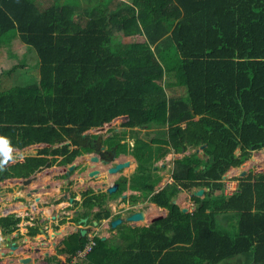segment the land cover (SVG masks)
I'll use <instances>...</instances> for the list:
<instances>
[{
	"label": "trees",
	"instance_id": "16d2710c",
	"mask_svg": "<svg viewBox=\"0 0 264 264\" xmlns=\"http://www.w3.org/2000/svg\"><path fill=\"white\" fill-rule=\"evenodd\" d=\"M115 31L138 37L113 41ZM16 35L35 50L39 75L0 92V135L16 148L49 146L5 165L0 180L71 163L95 147L87 129L126 115L124 128L100 141L115 155L131 154L134 170L114 191L89 188L74 198L69 219L99 223L110 215L108 199L127 188L139 193L123 201L167 209L145 225L120 222L108 237L94 232L75 264H218L235 255L264 264V171H249L231 193L211 199L230 166L264 147V0H0V44ZM200 145L204 158L197 151L175 158L171 182L155 189L158 160ZM199 187L204 195L192 196V210L173 201ZM18 219L11 213L0 228L9 233ZM87 241L80 230L67 234L57 248L65 260L55 254L47 264H70Z\"/></svg>",
	"mask_w": 264,
	"mask_h": 264
},
{
	"label": "crops",
	"instance_id": "0c3cea01",
	"mask_svg": "<svg viewBox=\"0 0 264 264\" xmlns=\"http://www.w3.org/2000/svg\"><path fill=\"white\" fill-rule=\"evenodd\" d=\"M80 6H83V5L80 4ZM17 38L20 39L19 38V35H16L15 37H13L11 39L10 44H9V42H8V44H6V43L0 44V52L2 51V52H6V53H13L14 50L11 52L10 46L12 44H14L15 41H16V43H18L17 40H16ZM22 43H24L26 46H29L28 44H26L23 41H22ZM16 46H19V45L17 44ZM12 47L14 49V45H12ZM14 52L17 53L18 51H14ZM168 90L166 89L167 94L171 93V91L169 90V92H168ZM174 92L177 93V91H175V90H174ZM119 117H120V119H121L122 122H123V120H125V118H124L123 115H120ZM119 117L118 116L117 117H114L112 120L114 121V120H116ZM111 123L112 122H110L109 124H111ZM114 124L115 123H113L112 125H108L107 124V127L106 128L109 129L111 127H114ZM118 125H119L118 127H114V130H117L118 131V130H121V129L124 128L123 126L121 127L120 124H118ZM92 128L95 129L96 127H92ZM110 134L111 133L108 132L107 134L103 135L102 136V139L106 138ZM126 139L127 140H130V137L127 135V138ZM129 142L131 143V141H129ZM44 147H46L45 146V143H32V144L26 145L24 147L15 148V149L20 150L21 153H23V157H24L26 155H35L37 152H39ZM105 147H106V145H105ZM80 155L82 156L81 157L82 159H84L83 158V155H85L84 157L85 158H88V159L87 160L86 159L83 160L84 163H85V167H83L79 171H73V174L70 176L71 179H73L74 177H77V182H75L73 184H71L70 182H67V179H66L65 175H64V177L63 176L55 177L54 174H57V173L64 174V168L66 166L65 167H62L61 170H59L58 172H53V171L58 170L59 167L57 168V166H52L51 165L52 167L49 170L51 171V173L53 172L52 173V176L48 177L46 173H44V175H38L37 174V176L31 181L30 184L25 185V188L23 190H21L20 192H15V193L9 195V196H11V198H14V199L20 198V199H23L24 200V201H22V203H20L19 201L18 202H14V203H18L17 206H19V209L21 207H25V209H27L29 211V213L31 214L30 218H29V216H27V220L30 219V221H31L28 224L29 226H33L35 224L38 226V232L37 233H35V234L32 235L29 232H27L28 235L26 234V238H24L22 240L29 239L30 236L33 237L36 234H40V236L42 235V236H44V237L47 238L48 241H44V243L46 245H42L41 248H40V247H38V246H40V245H38V243L39 244H43V242L41 243V241H39V242H36V243H32L31 244V242L29 241V243H27L29 245H22L21 246L17 242L18 241L17 240V237L19 236V234L18 233H12L10 235V237H11L10 240H7L6 239V241L0 242V252L3 251L4 254L6 255L8 253H13V251L14 250H17V248L20 249V250L22 249L23 252L21 251L22 253L19 254L20 256H18L16 258V259H18V262L21 263L19 261V258L20 257H30V260H31L32 259V257H31L32 256V253H30V252L32 250L38 249V250H40V254L39 255H41L42 257L45 258V260L42 261V262H44V264H47L48 263V258L49 257H52L55 254H56L57 258H60L62 260L65 258V255H63V254H57V248L60 246L59 243L64 238V236H66L67 234H70L73 231L80 230V228H86V232H89V230H90L89 233H94L95 232V233L101 235L102 237H108L112 233L115 232V229H113V230L110 229V228H114L115 227V226L112 227L110 225V221H109L110 218L112 219L113 217H116V216H119V215L125 216L126 214L130 213L133 210H139L140 209L144 213V218L142 220H139V221H146L145 223H140V222H137L136 223V222H131V221H126V222L129 223V224H131V225H133V224L145 225V224H148L149 222L154 221L155 219H158V218H160V217H162V216H164L166 214V212H167V209L166 208L161 207V206H158V205H156L155 203H153L151 201H147V200L145 201L144 200V202H142V203L139 202L137 205H130L129 202H128V200L123 201L124 199H126L128 197V195L130 193H139L136 190H131V189L127 188L126 190H124L121 193L120 196H118L119 198L116 197V198L119 199V201L121 203L127 204L126 205L127 206V209H125L123 212L122 211L116 212L114 210L115 209V206H112L113 204L116 203L115 202L116 201V198H111V199L109 198L108 199V206L110 207V215L107 217L108 219L107 218H103L102 219L103 221H101L102 222L101 225H100V223H97V220H94V219L91 221L92 223H89V224L86 223L87 217H86V220L84 222L83 221H80V219L82 218L81 217L78 220L77 223H73L72 231L67 232V233L64 232V234H63L62 229L60 231H58V233H55L54 230H52V232L51 231H48V229L46 228V226L45 227H42L40 225V223L33 222L32 218H36L37 216L35 217L34 214H33L34 212H32V211H42V208L44 207L45 212H43V211L41 212V213H43V219L46 218L45 215L51 214L52 215L51 217L54 218L52 220L55 222V225H56L57 221L62 217V215L64 213L65 214H69L71 216L73 215V209L66 210L64 208L66 207L65 205L68 204V196L71 194L70 192L71 191H75L76 187H79L80 188V192H77V195H76L75 198L76 199H80L81 198L82 190H85L84 188H86V190H88L89 188L93 189V188H95L94 186L97 187L98 185H102L101 183L103 181H106L107 182L106 185H104V186L107 187L109 184L116 183V179L120 175H126V176H128L134 170V168L136 166V160H135V158L131 154L120 152L119 153V156H117L118 157V160H129L130 161V165L132 164V166H129V167L126 168L127 172H125V169L123 168V171L119 172L118 175H117V173L107 174V172H106V168H107L106 166L107 165H103L99 161L98 162L91 161L89 159L90 154L83 153V154H80ZM86 155H87V157H86ZM174 155H175V153L173 154V153H170L169 152L168 154H166L164 156L165 158H162V159L158 160L155 163L158 166H162V170H160L161 171L160 172L161 174H163L164 171H166V170L169 169V171H168L169 173L166 174L167 175V178L162 177L158 181V183L156 184L155 189H159V188L163 187L167 182L168 183L171 182V180H172L171 170H172L173 165L170 166L169 164H166L167 162H164V159H166V160L171 159V162H173V160L175 158H177L176 156L174 157ZM59 157H61V156H59ZM96 168L99 170V172L97 173V175L96 176H93V177H88L87 176V173L90 170H93V169H96ZM46 169H48V168H46ZM46 171L48 172V170H45V172ZM51 173H49L48 175H50ZM158 173H159V170H158ZM98 176H101V181H99V180H97L95 178V177H98ZM6 179H9L10 181H14L12 179L20 180L19 177H10V178L3 179V181H6ZM34 187H37L39 191L38 192H33L32 197L27 196L26 195L27 191L30 190L31 188H34ZM67 188H69V189H67ZM234 188H236V187H234ZM203 189L205 190L204 187H203ZM99 190L104 191V189H101V188L98 189V190H94V191L96 192V191H99ZM192 190L194 191V188ZM21 192L23 193V194H21L22 196L20 194L19 195L17 194V193H21ZM60 193H64V195H62V197L60 199H58V200H53V198L55 196H58ZM122 194H123V196H122ZM177 195H178L177 198L178 197H182L183 199H186L187 198L186 190H180L177 193ZM34 198H41L43 202L42 203L33 204V205L29 206L28 205V202L29 201H32ZM174 200H175V202L180 207H182L178 203V201H177L176 198ZM0 202H2V204H3L2 206H0V210L1 211H5L6 212V210L9 211L10 209H13L14 211H19V209H16V206L13 203H9V204L4 203L2 201V198L1 197H0ZM9 202H11V200H9ZM63 202L65 203V205H64ZM61 203H63L62 204L63 206L61 205ZM131 206H135V207L130 209ZM98 209H99L98 206H94L93 207V210H98ZM38 214H39V212H38ZM158 216H160V217H158ZM153 218H155V219L152 220ZM218 218L220 219L219 215H218ZM37 219H38V217H37ZM94 221H96V223ZM90 224H92L93 226L90 227L89 226ZM99 225L101 227H99ZM29 226L27 228V231H30L29 230ZM42 229H44L43 232L41 231ZM59 232H62L63 236H61L62 234L60 235ZM23 233L24 232H22L20 234L21 235H25ZM50 233L55 234L56 237H57V235H59L61 237V239L60 240L58 239V241L56 242V237L53 236V235H50ZM6 234H8V233H6ZM49 235L53 239L49 238ZM0 237L2 238V236H0ZM53 240H55V241L53 242ZM9 244L12 245V247L9 246ZM50 244H54V246L48 248V246ZM50 250L52 251V253L49 252ZM235 256L237 257L238 255H235ZM235 256L222 259L223 261L225 260V263H223V264H226L227 263L226 260L233 259V258H235ZM241 256H243V255H241ZM8 257H9V255L3 256V257L0 256V258L2 259V262H3L1 264H4V261H6V259H7V263L17 264L15 262V259H13V258L8 259ZM29 261H27V262H29ZM22 263H25V262H22ZM244 263H246V258L243 256V264Z\"/></svg>",
	"mask_w": 264,
	"mask_h": 264
},
{
	"label": "rangeland",
	"instance_id": "374dc122",
	"mask_svg": "<svg viewBox=\"0 0 264 264\" xmlns=\"http://www.w3.org/2000/svg\"><path fill=\"white\" fill-rule=\"evenodd\" d=\"M51 1L52 0H36V2H38L40 6L48 5V4L51 3ZM58 1L61 2L62 0H58ZM92 2H93V0H90V1L89 0H80V4L84 5V6L87 5V4H90ZM115 32L116 33H114L112 35V37H111L113 41L114 40H121L123 42H127L130 38L138 37V35H135V36H132V37H125V36L121 35V33H118L117 31H115ZM16 40H17L18 43H16V41L14 40L15 42H14V44H12V45H14V49H13L12 45L10 46V48H11V52L14 50V51H18L17 53L14 52V51H13V53H6V52H2V51L0 52V92L16 88V86L18 84H24L26 81L28 82V81L32 80L35 75H39L38 74L39 62H38V57L36 55L35 50L30 45L26 46L24 43H22V41L20 39L17 38ZM17 44L19 46H16ZM14 64L16 66H18V67L15 70H12V71L8 72V70ZM20 66H22V67H20ZM161 81H163V80H161ZM168 92H169V90H168ZM113 123H115L114 127H118L119 126L118 124H120V126L122 127V124H121L122 121H121L120 117L117 118L114 121L112 120V123L110 125H112ZM106 127H107V124L104 125L102 128H98L97 127L95 129H93V128L87 129L85 131L87 134H90L91 136L97 135V137H90L89 138L90 142L94 143V145H95L96 142L99 141L98 136L102 137L103 135L107 134L108 132L112 133V130L114 129V127H111L109 129H107ZM83 144H87V142H85ZM100 146H101V144H99V146H98L99 149L98 150H94L91 153H97L99 156H101ZM70 148H72V145H69V149ZM202 148H203V146L201 147V145L197 146V147H187L184 150V152L183 151L175 152L174 157L175 156L176 157H181L183 154H188L190 152L197 151L200 154V158H204L205 157V153L202 152ZM261 151L263 153H261ZM14 152L21 153L20 150H14ZM170 153L174 154V152H170ZM84 156L85 155H83V158L87 160L88 158H85ZM81 157H82L81 155H78V156H76L74 158L73 162H75L76 165H75V168L73 169V171H79L83 167H85V163L83 161L84 159H82ZM163 158H165V157H163ZM164 162H167L166 164H169L170 166L173 165V162H171V159H169V160L164 159ZM9 163H11V161ZM66 165L67 164H59L58 162L54 163L52 166H57V168L59 167V169L56 170V171H53V172H58L59 170H61L62 167H65ZM52 166L44 167L40 171H37L35 173L38 174V175H44V173H46L47 176L50 177V176H52L53 172L51 173V171L49 169ZM129 166H132V164L131 165L129 164L128 166H126L124 168L125 172H127L126 168L129 167ZM46 168H48V169H46ZM65 168H67V167H65ZM45 170H48V172L47 171L45 172ZM160 170H162V168ZM160 170H159V174H161ZM243 170H245L244 174H247L249 171H252L253 173L254 172H259V171H264V147L259 149V150L252 151L251 156L246 161H244L242 165H239L237 167L231 168L224 174L223 179L221 180L223 182L222 190L216 191V193L211 197L212 203L216 202L218 200V197L221 194L222 195L229 194L235 189L234 187H236L237 177H239L241 175V172ZM168 171H169V169L164 171L163 174H161L162 177L167 178L166 174L169 173ZM49 173H51V174L48 175ZM118 174L119 173H117V175ZM54 176L55 177H60V176H62V174L57 173V174H54ZM95 178L97 180L101 181V176H98V177H95ZM12 180H14V181H10L9 179H6V181H3V180L0 181V197L2 198V201L4 203H9V200H11L10 203H14V202H18V201L20 203H22V201H24L23 199H20V198L14 199V198H11V196H9V195H11V194H13L15 192H20L21 190H23L25 188V184H23V181H21V179L20 180L12 179ZM70 182H71V184L77 182V177H74L73 179H71ZM94 187H95V188H93L94 190H98V189L101 188V189H104L105 192H107L106 186H104V185H98L97 187L96 186H94ZM67 189H69V188H67ZM75 192H76V194H77V192H80V188L76 187ZM193 193H194L193 190L186 191V195H187L186 199H183L182 197H178L177 198L178 195L176 196V199H177L178 203L182 207H185L187 211L188 210H192L194 208V204H193L194 200L192 199V196L195 195V194H193ZM17 194L21 195L23 193L21 192V193H17ZM203 195H204V193L199 194L198 196L202 197ZM118 198H116V201H115L116 203L113 204L112 206H115L114 210L116 212H120V211L123 212L125 209H127V206H126L127 204L121 203ZM139 202L142 203L144 201H142V199H139L135 204H130V203L129 204L130 205H137ZM63 203H61V205ZM2 205H3L2 202H0V206H2ZM64 205H65V203H64ZM134 207L135 206H131L130 209L134 208ZM16 209H19V206L16 205ZM64 209H66V208H64ZM42 211L45 212L44 207L42 208ZM42 211H32V212H34L33 213L34 216L38 217L37 222L38 223L42 222L44 227L46 226L48 231L52 232V230H54L55 233H58L57 230L59 228H61L62 231H63V234H64V232L67 233V232L72 231L73 223H77L75 221L70 222V221L67 220L66 222H64L62 224H57L58 227L55 228V222L52 220V217H51L52 215L51 214L45 215L46 218L43 219V213H41ZM38 212H39V214H38ZM15 213H17L20 216H22L21 220H19V222H18V228L14 231V233H18L19 234V236L17 237V240H18L17 242L22 246V245H29V244H27V243H29V241L31 242V244L41 241V243L43 242V244H39L38 243V245H40V246L37 245L40 248H41L42 245H46L44 243V241H48L47 238L42 236V235L40 236V234H36L33 237L30 236L29 239L22 240V239L26 238V234H27V232H29V231H27V228L29 226L28 225L29 222H31V221H30V219L27 220V216H29V218H30L31 214L29 213V211L27 209H25V207H21L19 209V211H15ZM227 216L228 215H226L224 213L219 214V217H220L219 222L225 223V221L228 218ZM23 217H25V219H23ZM135 222L136 223L137 222L145 223L146 221H139L138 220V221H135ZM100 225H99V227H101ZM89 226L91 227L93 225L90 224ZM29 230H30V228H29ZM22 232H24L23 234H25V235H21L20 233H22ZM89 232H90V230H89ZM59 234L61 235L62 232H59ZM63 234L61 236H63ZM50 235L55 236V234H52V233H50ZM50 235H49V238H51ZM4 238L5 237H2V238L0 237V242H4ZM51 239H53V238H51ZM58 239L59 240L61 239V237L59 235H57V237H56V242L58 241ZM54 241L55 240H53V242ZM53 246H54V244H50L48 246V248L53 247ZM51 250L49 252L52 253ZM21 251H22V249L20 250V249L17 248V250H14L13 253H12V254H14V256H13L14 258L13 259H15V262L17 264H44V262H42V261H44L45 258L42 257L41 255H39L40 254V250H38V249L32 250L30 252V253H32V256H31L32 259L29 262H25V263L21 262V263H19L18 259H16V258L18 256H20L19 255L20 253L23 252V251L22 252ZM9 254H11V253L6 254L5 256H7ZM226 262H227L226 264H243V256H241V255H238L237 257L235 256V258L228 259V260H226ZM223 263H225V260L224 261L223 260L220 261L218 264H223ZM4 264H10V263H7V259H6V261H4ZM244 264H247V263H244Z\"/></svg>",
	"mask_w": 264,
	"mask_h": 264
},
{
	"label": "water",
	"instance_id": "95a60500",
	"mask_svg": "<svg viewBox=\"0 0 264 264\" xmlns=\"http://www.w3.org/2000/svg\"><path fill=\"white\" fill-rule=\"evenodd\" d=\"M103 126H100L99 128H102ZM99 139H100V136H98ZM64 142L60 143V144H63ZM202 147V146H201ZM238 151V150H237ZM111 155L112 157L109 158V159H105L107 157H104V156H99L97 153H92L90 154L89 156V159L91 161H94V162H100L101 164L103 165H107L106 167V172L107 174H113V173H118L120 172L121 170H123V168H125L126 166H128L130 164V161L129 160H118V157L115 156L114 154V151L111 150ZM243 164V163H242ZM241 164V165H242ZM76 163L75 162H71L67 168H64V174H65V177L67 179V182H70L71 178H70V175H71V171L74 169ZM99 172V170L96 168V169H93V170H90L88 173H87V176L88 177H93V176H96L97 173ZM245 173V170H243L241 172V175H243ZM37 176V174H31L27 177H21V181H23V184L27 185V184H30L31 181ZM106 181H103L102 182V185H106ZM48 187V186H47ZM117 187V183H112V184H109L106 189L108 192H111V191H114ZM86 190V188H84ZM38 188L37 187H34V188H31L30 190L27 191L26 195L29 196V197H32L33 195V192H38ZM204 191L203 188H198L196 190H194V193L195 195H199V194H202ZM62 195H64V193H60L58 196H55L53 198V200H58L62 197ZM123 196V194H122ZM69 199V202H72V200L74 199L73 196H69L68 197ZM173 201L175 202V200L173 199ZM42 199L41 198H34L32 201H29L28 202V205L31 206L33 204H37V203H42ZM182 209L184 211H186V208L185 207H182ZM160 217V216H158ZM144 218V213L142 210H133L131 211L130 213L126 214L125 216H116L114 218H112L110 220V225L112 227L116 226L118 223L120 222H124V221H131V222H135L137 220H142ZM155 218H153L152 220H154ZM86 220V217H82L80 219V221H85ZM96 223V221H94ZM42 232L44 231V229L41 230ZM86 232V228H80V233L81 234H84ZM30 260V257H20L19 258V261L20 262H27Z\"/></svg>",
	"mask_w": 264,
	"mask_h": 264
},
{
	"label": "clouds",
	"instance_id": "9594fccd",
	"mask_svg": "<svg viewBox=\"0 0 264 264\" xmlns=\"http://www.w3.org/2000/svg\"><path fill=\"white\" fill-rule=\"evenodd\" d=\"M124 116V118H125V120L127 119V116L126 115H123ZM119 117V116H118ZM123 118V117H122ZM124 121V120H123ZM110 122H112V121H108V122H104L103 124L104 125H106V124H108V125H110L109 123ZM106 123V124H105ZM99 125V126H97L98 128L100 127V126H104V125ZM96 127V128H97ZM85 133V132H84ZM99 138V137H98ZM100 140H102V137H100V139H99V141ZM131 141V140H130ZM62 142H64V143H67L68 141L67 140H63V141H61V142H59V143H57V144H55V145H53V146H57V145H62V144H60V143H62ZM101 142V141H100ZM132 142V141H131ZM39 143H44V142H39ZM63 143V144H64ZM102 144V143H101ZM45 146L46 147H48L49 146V144L48 143H45ZM74 145H72V147H73ZM201 146H203V145H201ZM69 147V146H68ZM16 147H13L12 146V144H11V141H10V139L7 137V136H5V135H0V169H3L4 168V166L5 165H7L10 161H11V163L12 162H15L16 161V159L17 160H23V158L25 157H23V154L22 153H19V152H14V150H17V149H15ZM94 150H97V149H94ZM94 150H92V151H94ZM92 151H88V152H84V153H87V154H92L91 152ZM111 151V150H110ZM38 153V152H37ZM36 153V154H37ZM27 156V155H26ZM116 157L117 156H119V154L118 155H115ZM58 158H59V156H58ZM246 161V160H245ZM73 162V161H72ZM243 163V162H242ZM241 163V164H242ZM70 164V163H69ZM69 164H67L66 165V167L69 165ZM240 164V165H241ZM53 165V164H52ZM51 166V165H50ZM239 166V165H238ZM45 167H49V166H45ZM234 167H237V166H230L228 169H227V171L229 170V169H231V168H234ZM42 168H44V167H42ZM41 168V169H42ZM75 168V167H74ZM40 169V170H41ZM40 170H38V171H40ZM121 171H123V170H121ZM120 171V172H121ZM226 171V172H227ZM35 172H37V171H35ZM35 172H33L32 174H36ZM225 172V173H226ZM65 173V172H64ZM73 173V170L71 171V174ZM119 173V172H118ZM224 173V174H225ZM224 174H223V176H224ZM31 175V174H30ZM244 175H246V174H243V175H240L239 177H241V176H244ZM29 176V175H28ZM71 176V175H70ZM223 176H222V179H223ZM27 177V176H26ZM10 178V177H9ZM19 178H21V177H19ZM238 178V177H237ZM1 181V180H0ZM71 181V180H70ZM237 184V183H236ZM237 186V185H236ZM199 188H203V187H199ZM196 189H198V188H194V190H196ZM235 190V189H234ZM72 196V195H71ZM69 197V196H68ZM75 198V197H74ZM76 199V198H75ZM74 200V199H73ZM73 200H72V202H73ZM79 200V199H78ZM72 202H69V199H68V204H66L65 206V208L67 209L69 206H71L72 205ZM69 209H71V208H69ZM33 220V219H32ZM33 222H37V220H33ZM41 225V224H40ZM42 226V225H41ZM89 232H87V234H88ZM64 255V254H63ZM62 260V259H61ZM65 260V258L63 259V261Z\"/></svg>",
	"mask_w": 264,
	"mask_h": 264
},
{
	"label": "flooded vegetation",
	"instance_id": "af4514ba",
	"mask_svg": "<svg viewBox=\"0 0 264 264\" xmlns=\"http://www.w3.org/2000/svg\"><path fill=\"white\" fill-rule=\"evenodd\" d=\"M99 144H101V142L100 141H98V142H96V144H95V147L93 148V150L94 149H99L98 148V146H99ZM100 150H101V156H104V155H111V151L110 150H106V147H105V145H103V144H101V146H100ZM106 153V154H105ZM83 154V153H82ZM64 175L65 174H62V176L64 177ZM71 183V182H70ZM85 190H82V192H84ZM71 194L69 195V196H73V197H76V192L75 191H71L70 192ZM10 203V202H9ZM9 203H7V204H9ZM14 204V203H13ZM71 209H73V213L75 212V208H71ZM66 210H70L69 208H67ZM11 213H14L15 215H16V217H18L19 219H18V221L15 223V228L12 230V231H10L8 234H6V233H4L3 231H2V229L0 228V236H2V237H5L4 238V241H6V239L7 240H10V235L12 234V233H14V231L18 228V222H19V220H21V218H22V216H20L19 214H17V213H15V211L14 210H7L6 212H4V213H2V212H0V221L5 217V216H7V215H9V214H11ZM69 214H63L62 215V217L58 220V222L56 223V225L57 224H62V223H64V222H66L67 220L68 221H70V222H73L72 220H70L69 218H71V215H69ZM36 217V216H35ZM63 218H66V220L64 221V222H60ZM114 218V217H113ZM23 219H25V217H23ZM33 220H38L37 218H32ZM52 219H54V218H52ZM108 219V218H107ZM110 220H111V218H110ZM109 220V221H110ZM101 221H103V220H100V224L102 223ZM78 222V221H77ZM41 225H42V227H44V225H43V223L41 222L40 223ZM55 225V226H56ZM57 227H58V225H57ZM57 227H55V228H57ZM61 230V228H59L57 231H60ZM3 232V233H2ZM9 246H11L12 247V245H10L9 244ZM0 256H5V254H4V252L2 251V252H0ZM14 256V254H9V257H8V259H10V258H14L13 257ZM1 263H3L2 262V259L0 258V264Z\"/></svg>",
	"mask_w": 264,
	"mask_h": 264
},
{
	"label": "built area",
	"instance_id": "2783aa9c",
	"mask_svg": "<svg viewBox=\"0 0 264 264\" xmlns=\"http://www.w3.org/2000/svg\"><path fill=\"white\" fill-rule=\"evenodd\" d=\"M92 236L93 233H88V241L83 248L77 250L76 253L71 255L70 264H75L78 258H82L91 249V246L93 244Z\"/></svg>",
	"mask_w": 264,
	"mask_h": 264
},
{
	"label": "bare ground",
	"instance_id": "6f19581e",
	"mask_svg": "<svg viewBox=\"0 0 264 264\" xmlns=\"http://www.w3.org/2000/svg\"><path fill=\"white\" fill-rule=\"evenodd\" d=\"M261 153H263V152L261 151ZM86 156H87V155H86ZM88 156H89V155H88ZM258 159H259V158H258ZM258 159H257V160H258ZM17 204H18V203H14L15 206H16ZM51 209H52V208H51ZM10 210H13V209H10ZM6 211H7V210H6ZM0 212L4 213L5 211H1V210H0Z\"/></svg>",
	"mask_w": 264,
	"mask_h": 264
}]
</instances>
